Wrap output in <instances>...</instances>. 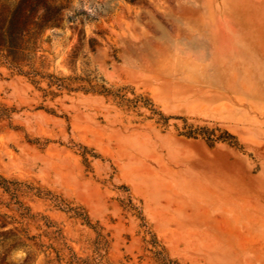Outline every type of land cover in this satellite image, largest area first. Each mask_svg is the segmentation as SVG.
I'll return each mask as SVG.
<instances>
[{
    "label": "rangeland",
    "instance_id": "rangeland-1",
    "mask_svg": "<svg viewBox=\"0 0 264 264\" xmlns=\"http://www.w3.org/2000/svg\"><path fill=\"white\" fill-rule=\"evenodd\" d=\"M22 7L0 264H264V0Z\"/></svg>",
    "mask_w": 264,
    "mask_h": 264
},
{
    "label": "trees",
    "instance_id": "trees-1",
    "mask_svg": "<svg viewBox=\"0 0 264 264\" xmlns=\"http://www.w3.org/2000/svg\"><path fill=\"white\" fill-rule=\"evenodd\" d=\"M22 4L24 0L13 10L0 6V51L5 52L1 57L14 67L17 64L16 56L26 50L24 38L29 34V18L24 15ZM33 25L37 29V24Z\"/></svg>",
    "mask_w": 264,
    "mask_h": 264
}]
</instances>
